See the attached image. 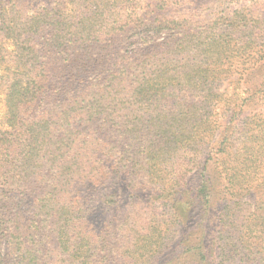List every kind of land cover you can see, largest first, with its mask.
Wrapping results in <instances>:
<instances>
[{
	"label": "trees",
	"instance_id": "1",
	"mask_svg": "<svg viewBox=\"0 0 264 264\" xmlns=\"http://www.w3.org/2000/svg\"><path fill=\"white\" fill-rule=\"evenodd\" d=\"M22 1L0 0V264H264V116L238 139L212 118L232 80L264 105V0Z\"/></svg>",
	"mask_w": 264,
	"mask_h": 264
},
{
	"label": "rangeland",
	"instance_id": "2",
	"mask_svg": "<svg viewBox=\"0 0 264 264\" xmlns=\"http://www.w3.org/2000/svg\"><path fill=\"white\" fill-rule=\"evenodd\" d=\"M48 0H23L20 4L22 5V9L25 11L30 10L31 12L33 10L41 8ZM217 0H210L206 2H196L193 4V8H201L205 14H209L212 11H215L219 7ZM13 50V45L10 41H7L3 44V48L0 54V77L4 76L6 74H9L11 70H8L11 66L9 63V54ZM262 81L260 75H256V77L252 80L250 83L251 86H255L259 84ZM235 82V80H232V83ZM1 83V79H0ZM230 84L229 82H226L222 88L221 91H225L228 88V96L227 100L231 99V104L228 106V108H232L229 110H224L223 106L217 105L213 109L212 118L213 121L216 122L219 126V129L216 126V134L218 138L221 135V132L223 130L228 129L230 134L233 133V139H238L237 137H242V132H246V134H249V131L243 130L242 122H246L247 120L252 121V119H259L260 117L264 116V105L259 100V97L256 99H253L251 94L248 91V86L242 83L241 86H237V84ZM247 100V101H246ZM232 106V107H231ZM6 108L4 106V91L0 84V126L4 122V115H5ZM238 113V116H235V114ZM263 114V115H262ZM253 122V121H252ZM236 133V134H235ZM250 137V136H248ZM242 141V139H241ZM179 157V156H178ZM190 157V156H188ZM183 159H186L185 156L179 157V160L182 161ZM210 171L212 172V175H216L220 173L219 168H216V166L210 167ZM195 171H191L188 173L187 178L188 180L192 179L194 176ZM222 174H219L216 176V179L219 178ZM260 176L258 177V179ZM256 180V179H255ZM258 181H254V184H256ZM145 210V208H143ZM147 209V206H146ZM157 213H161L163 211V207L157 205V208L154 209Z\"/></svg>",
	"mask_w": 264,
	"mask_h": 264
}]
</instances>
